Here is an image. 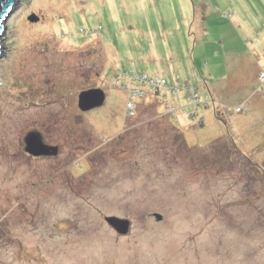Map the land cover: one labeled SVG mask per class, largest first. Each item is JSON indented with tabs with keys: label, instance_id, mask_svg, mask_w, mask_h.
Returning <instances> with one entry per match:
<instances>
[{
	"label": "rangeland",
	"instance_id": "1",
	"mask_svg": "<svg viewBox=\"0 0 264 264\" xmlns=\"http://www.w3.org/2000/svg\"><path fill=\"white\" fill-rule=\"evenodd\" d=\"M6 27L0 264H264V0H22Z\"/></svg>",
	"mask_w": 264,
	"mask_h": 264
},
{
	"label": "water",
	"instance_id": "2",
	"mask_svg": "<svg viewBox=\"0 0 264 264\" xmlns=\"http://www.w3.org/2000/svg\"><path fill=\"white\" fill-rule=\"evenodd\" d=\"M22 2V0H0V56L3 52L2 47L10 46L7 41V20L10 14L13 12L15 5ZM36 17L29 18L30 21ZM105 94L103 90L91 89L89 91L82 92L79 97V109L88 110L96 107H100L104 103ZM25 149L30 155L38 157L41 155L48 156L56 155L58 153V148L55 146H47L44 144L42 137L39 132H30L25 137ZM156 220L160 221L162 219L161 215H154ZM105 223L109 224L113 230L118 234H126L131 223L128 219L118 218L114 216L105 217Z\"/></svg>",
	"mask_w": 264,
	"mask_h": 264
},
{
	"label": "built area",
	"instance_id": "3",
	"mask_svg": "<svg viewBox=\"0 0 264 264\" xmlns=\"http://www.w3.org/2000/svg\"><path fill=\"white\" fill-rule=\"evenodd\" d=\"M142 79V78H141ZM127 80V82H128V79H126ZM134 80L136 81V79L134 78ZM117 81H119L118 82V84H122V79L120 80V78L119 79H117ZM126 82V83H127ZM141 82H143V80L141 81ZM164 80L163 79H158L156 82H153V85H152V87H154V91L156 92V93H159V90H157V88L154 86L155 84H158V83H161L162 85H164ZM129 83V82H128ZM143 83H147V85H149V86H151V84L149 83V79L147 78L146 80H144V82ZM172 82L171 81H169V84H166V85H168V87H172ZM174 85V84H173ZM127 86V90H126V94H129V97H136V95H140V96H142V95H144V91L142 90V88H140V87H138V86H133V87H130V86H128V85H126ZM122 87H125V86H122ZM164 87V86H163ZM173 88V87H172ZM193 88V87H192ZM128 107L129 106H131V108H133L134 107V105H133V103L130 101V102H128V105H127Z\"/></svg>",
	"mask_w": 264,
	"mask_h": 264
},
{
	"label": "trees",
	"instance_id": "4",
	"mask_svg": "<svg viewBox=\"0 0 264 264\" xmlns=\"http://www.w3.org/2000/svg\"><path fill=\"white\" fill-rule=\"evenodd\" d=\"M119 71H117L116 73H118ZM118 75V74H117ZM115 78H118V76L117 77H115ZM261 82V81H260ZM162 217V216H161Z\"/></svg>",
	"mask_w": 264,
	"mask_h": 264
},
{
	"label": "flooded vegetation",
	"instance_id": "5",
	"mask_svg": "<svg viewBox=\"0 0 264 264\" xmlns=\"http://www.w3.org/2000/svg\"><path fill=\"white\" fill-rule=\"evenodd\" d=\"M105 102V101H104Z\"/></svg>",
	"mask_w": 264,
	"mask_h": 264
}]
</instances>
